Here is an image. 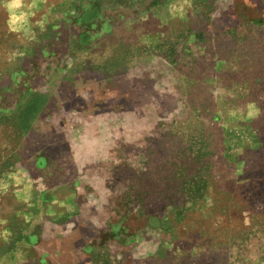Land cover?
Instances as JSON below:
<instances>
[{"label": "rangeland", "instance_id": "rangeland-1", "mask_svg": "<svg viewBox=\"0 0 264 264\" xmlns=\"http://www.w3.org/2000/svg\"><path fill=\"white\" fill-rule=\"evenodd\" d=\"M54 8L0 28V264H264V0Z\"/></svg>", "mask_w": 264, "mask_h": 264}, {"label": "crops", "instance_id": "crops-1", "mask_svg": "<svg viewBox=\"0 0 264 264\" xmlns=\"http://www.w3.org/2000/svg\"><path fill=\"white\" fill-rule=\"evenodd\" d=\"M5 10V20L0 26L12 36L17 35L27 44L22 47L28 52L31 41L46 31L58 16L55 0H0ZM54 39L52 38L51 41Z\"/></svg>", "mask_w": 264, "mask_h": 264}, {"label": "trees", "instance_id": "trees-1", "mask_svg": "<svg viewBox=\"0 0 264 264\" xmlns=\"http://www.w3.org/2000/svg\"><path fill=\"white\" fill-rule=\"evenodd\" d=\"M39 97H41V98H42L43 96H42V95H38L36 98H39Z\"/></svg>", "mask_w": 264, "mask_h": 264}]
</instances>
